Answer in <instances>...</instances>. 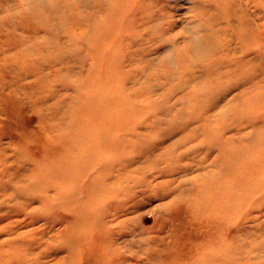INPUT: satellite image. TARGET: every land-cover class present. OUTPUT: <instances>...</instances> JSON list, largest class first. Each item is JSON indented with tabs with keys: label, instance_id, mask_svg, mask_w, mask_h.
I'll return each instance as SVG.
<instances>
[{
	"label": "rangeland",
	"instance_id": "rangeland-1",
	"mask_svg": "<svg viewBox=\"0 0 264 264\" xmlns=\"http://www.w3.org/2000/svg\"><path fill=\"white\" fill-rule=\"evenodd\" d=\"M0 264H264V0H0Z\"/></svg>",
	"mask_w": 264,
	"mask_h": 264
}]
</instances>
